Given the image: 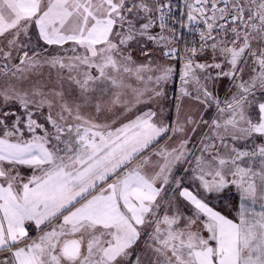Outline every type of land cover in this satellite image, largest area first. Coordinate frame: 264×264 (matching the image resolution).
<instances>
[{
  "label": "snow or ice",
  "instance_id": "snow-or-ice-1",
  "mask_svg": "<svg viewBox=\"0 0 264 264\" xmlns=\"http://www.w3.org/2000/svg\"><path fill=\"white\" fill-rule=\"evenodd\" d=\"M0 264H264V0H0Z\"/></svg>",
  "mask_w": 264,
  "mask_h": 264
},
{
  "label": "rangeland",
  "instance_id": "rangeland-1",
  "mask_svg": "<svg viewBox=\"0 0 264 264\" xmlns=\"http://www.w3.org/2000/svg\"><path fill=\"white\" fill-rule=\"evenodd\" d=\"M225 84L227 83L226 81L224 82ZM175 87L178 88L179 87V80L177 79L175 81ZM223 91V90H222ZM221 91V92H222ZM223 94V92H222ZM175 101L172 100V93H171V89H170V92H169V100L165 102V107H166V111L167 113L174 119L175 118ZM194 106L193 105V102L188 100V99H185V106Z\"/></svg>",
  "mask_w": 264,
  "mask_h": 264
},
{
  "label": "built area",
  "instance_id": "built-area-1",
  "mask_svg": "<svg viewBox=\"0 0 264 264\" xmlns=\"http://www.w3.org/2000/svg\"><path fill=\"white\" fill-rule=\"evenodd\" d=\"M182 3V0H180ZM184 38L185 40L192 42L194 40H198V35L196 33H190L187 30H184Z\"/></svg>",
  "mask_w": 264,
  "mask_h": 264
},
{
  "label": "crops",
  "instance_id": "crops-1",
  "mask_svg": "<svg viewBox=\"0 0 264 264\" xmlns=\"http://www.w3.org/2000/svg\"><path fill=\"white\" fill-rule=\"evenodd\" d=\"M222 91V90H221ZM223 92V91H222ZM222 92H221V94H222Z\"/></svg>",
  "mask_w": 264,
  "mask_h": 264
}]
</instances>
